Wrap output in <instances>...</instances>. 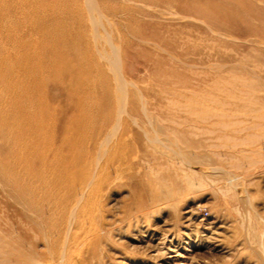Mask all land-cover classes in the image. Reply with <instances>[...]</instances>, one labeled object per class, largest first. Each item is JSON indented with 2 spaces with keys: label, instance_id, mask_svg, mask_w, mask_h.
<instances>
[{
  "label": "rangeland",
  "instance_id": "obj_1",
  "mask_svg": "<svg viewBox=\"0 0 264 264\" xmlns=\"http://www.w3.org/2000/svg\"><path fill=\"white\" fill-rule=\"evenodd\" d=\"M86 1L0 0V258L264 264V0H94L98 19ZM79 113L78 127L44 130L64 137L52 147L73 178L56 182L39 151L14 164L34 115ZM20 184L53 194L48 244L10 195ZM71 184L84 194L74 214ZM71 214L94 244L64 237Z\"/></svg>",
  "mask_w": 264,
  "mask_h": 264
},
{
  "label": "bare ground",
  "instance_id": "obj_2",
  "mask_svg": "<svg viewBox=\"0 0 264 264\" xmlns=\"http://www.w3.org/2000/svg\"><path fill=\"white\" fill-rule=\"evenodd\" d=\"M86 2H87V4H89L88 6H90L91 11H92V8L94 9V12L96 11L95 13H97V19H98L101 14H100L99 8H97V5L95 4L96 2L94 0H87ZM108 40L109 39L107 38V41ZM109 41L112 42L111 40H109ZM111 49H112L111 54H110V56L108 55L107 60H109L110 64L113 66L115 71H116V69L119 71L118 54H117L118 51L116 50V48L114 46H111ZM104 53L101 54L103 57H105L107 55V54L105 55ZM118 71H117V73H118ZM117 78L119 80L118 81L119 87L124 89V87H126V83L124 81H122L123 78H121V77L119 78V76ZM124 98H125V96L121 99L123 101V106L125 103ZM120 107L122 108V105ZM123 108L121 110H123ZM75 109L72 108L70 110L69 114L73 113L75 111ZM63 110H66V109L64 108ZM82 113H83V111H82ZM66 114H68V113H66ZM35 118H36V116L34 115L33 116V123L30 122L28 128L27 127L23 128V132L19 133V137H18L19 140L17 139L16 144L13 143V144H15V146H19V145L21 146V148L19 147L20 150L16 153V163H14V164L16 166L19 165L21 163V160H22L21 158H23V157L25 158L26 161L30 159V162L33 161V159L31 160V158H34V159L36 157L40 158L39 155H37L36 157H35V155H33L35 153H38V151H39V153H41L42 161H38V163L42 162V167H43L42 170H44L46 167H48V168L53 167V168H56L57 170L59 169V171L57 173L58 174L57 177H59V178H57L55 176L56 182H59L58 180L63 179L66 175L69 179L73 178V169L71 167H69V169L71 168L70 171H66L65 167H60L62 163H60V160L58 159V156L55 153L56 149L54 150V148H53L54 146L52 147V141L55 143H57V141L64 143L65 142L64 137L58 138L57 135L54 133V131H53V134H50L51 136L45 135L44 130L50 129V132H51V130H53L55 128H58L61 126L66 127L67 123L70 124L69 126H71L73 124V125H76L78 127L80 124V113L74 119H68V116H66V115L63 116L62 118H50V117L49 118H44V117L40 118V116H39L38 120H34ZM159 132H160L159 130L154 128L151 139L160 141L161 139L159 136ZM22 145H23V148H22ZM59 152H61V151H59ZM178 153L182 154L179 151H178ZM189 154H190V152H189ZM42 156H44V157H42ZM46 156L48 157L47 159H46ZM189 162H191V161H189ZM19 167L16 168L15 178L21 180L22 179V174H21L22 171H21V168H19ZM40 170H41V168H40ZM68 172H70V173H68ZM64 174H65V176H64ZM51 179H50V177L49 178L47 177V181L45 180V183H50ZM75 185L76 184H71L70 188L68 190L69 194H64V197H63L64 203L66 205L68 204L71 206L73 214H74L75 208L77 206H79L80 202L82 201V199L84 197L83 186L82 185L81 186L80 185L75 186ZM32 187L33 186H31L30 189H28L27 186L20 184V186H18L15 189V194H10V195L12 196L13 201L17 202L21 207L20 212H22L24 214V216H23L25 219L24 224H27L26 228H28L32 233V235H31L32 237L31 236L30 237L35 239V240L38 238H43V240L45 241L44 243L48 244V243H50L49 241L52 240V232L54 231V228H55V226L53 224L54 221L52 218V214L54 212H57V209L56 208H54L53 210L52 209H50V210L44 209V207H43L44 206V202H43L44 199L43 198L48 196V195L52 196V198H53V194H46L45 193L46 191L43 192L44 194H34L35 188L34 187L32 188ZM73 214H71V216L68 217V220L64 223L66 225L63 228L64 237L69 236L68 239H70V241L72 242V244L74 243V245L83 244L85 241L87 243H89L90 245L94 244L95 240L92 237V235L88 234L87 231L85 232L83 230V228L85 227L83 222L80 219H78V217L76 215L74 216ZM60 222L63 223L62 220ZM15 230L17 232H19V230H17V229H15ZM11 233L12 232H10V235H12ZM3 235H5V234H3ZM21 236H22V234H18V233L16 234V236L15 235L13 236L14 241L16 240L15 242H13L16 245V248H15V250H13V247H12V251H14V253H16L15 256H19V257L21 255H23V251L21 250V247H19L17 245L18 243H20V240H22ZM64 246H66V244ZM0 254L2 255L3 253L0 252ZM2 261H6L7 262L6 264H12V262H13L9 258H6L5 255L0 258V263Z\"/></svg>",
  "mask_w": 264,
  "mask_h": 264
}]
</instances>
